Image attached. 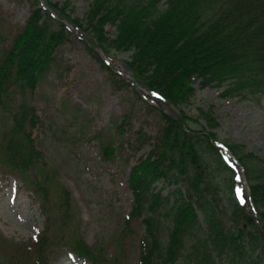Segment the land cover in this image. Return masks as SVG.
<instances>
[{"label":"trees","instance_id":"1","mask_svg":"<svg viewBox=\"0 0 264 264\" xmlns=\"http://www.w3.org/2000/svg\"><path fill=\"white\" fill-rule=\"evenodd\" d=\"M29 1L32 7L25 25L9 44L0 42V105L19 88L34 92L71 35L51 8L87 31L92 44L106 52L131 51L126 64L135 81L179 107L178 114L159 110L160 133L153 141L151 136L142 141L152 148L130 171L133 205L125 226L130 229L133 220L142 219L141 264H264V159L242 143L221 138L211 108L199 107L200 118L212 128L208 130L182 106L195 96L198 79L202 88H223V97L264 93V0H91L83 18L68 11V2ZM108 25L116 27L114 34ZM11 122L0 142V166L23 173L27 180L32 174L33 190L42 196V209L49 216L45 231L17 247L8 264H48L58 213L61 226L71 229V192L57 184L60 198L54 202L51 197L56 179L35 145L36 107L23 101L12 112ZM127 123L124 115L120 132ZM219 145L241 165L259 220L241 202L238 169L225 159ZM104 151L111 158L115 146L106 145ZM160 180L162 187L156 185ZM165 187L172 188L168 194ZM221 203L230 225L219 216ZM61 239L93 264L120 263L79 233H65Z\"/></svg>","mask_w":264,"mask_h":264},{"label":"rangeland","instance_id":"2","mask_svg":"<svg viewBox=\"0 0 264 264\" xmlns=\"http://www.w3.org/2000/svg\"><path fill=\"white\" fill-rule=\"evenodd\" d=\"M55 1L68 2V11L80 18L85 16L91 2ZM31 7L29 0H0L1 45L9 44L15 31L25 25ZM52 11L69 26L71 35L60 46L57 60L34 92L18 87L17 94L0 105V142L3 132L12 125L11 114L15 108L23 101L35 106L39 114L34 130L35 145L44 153L56 179V184L51 186V197L54 202L59 200L60 191L56 186L59 184L70 190L73 201L69 232L61 226V214H57V232L51 233L54 245L51 243L48 249V264H93L87 258H80L68 244L60 242L65 233L68 236L79 233L89 245L101 248L110 260L118 259V264H141L140 239L145 231L142 219L133 220L130 229L125 226L133 205L130 171L152 148L151 143L142 144V141L150 136L153 141L160 133L163 120L159 110L178 112L179 107L135 82L126 64L131 51L106 52L92 44L87 31L67 16ZM107 28L111 34L116 32L115 26ZM95 52L111 70L102 65ZM194 87L195 96L182 104L186 112L200 118L199 107L211 108L220 123L215 130L221 138L242 143L248 151L264 159V93L223 97V88H202L200 79L195 81ZM124 115L128 117L127 128L120 132ZM200 121L207 125L203 119ZM207 129L212 128L207 125ZM136 139L139 143H134ZM106 145L115 146L111 158L106 157ZM1 166L0 263L8 264L13 262L17 247L45 231L49 213L44 214L42 196L39 198L33 190L32 174L27 180L23 173L16 174ZM241 184L243 202L259 219L244 174ZM156 185L162 187L163 180ZM172 188L165 187L163 192L168 194ZM54 208L55 214L58 210ZM219 212L220 218L230 225L231 219L223 203ZM124 228L125 237L122 236Z\"/></svg>","mask_w":264,"mask_h":264},{"label":"water","instance_id":"3","mask_svg":"<svg viewBox=\"0 0 264 264\" xmlns=\"http://www.w3.org/2000/svg\"><path fill=\"white\" fill-rule=\"evenodd\" d=\"M175 114H177V113L175 112Z\"/></svg>","mask_w":264,"mask_h":264}]
</instances>
